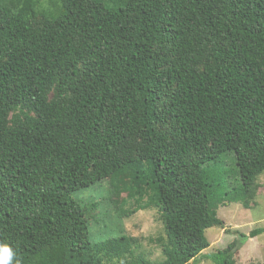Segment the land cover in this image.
I'll use <instances>...</instances> for the list:
<instances>
[{
	"label": "trees",
	"instance_id": "1",
	"mask_svg": "<svg viewBox=\"0 0 264 264\" xmlns=\"http://www.w3.org/2000/svg\"><path fill=\"white\" fill-rule=\"evenodd\" d=\"M263 172L264 0H0V242L19 264H188ZM109 207L155 208L164 259L91 238Z\"/></svg>",
	"mask_w": 264,
	"mask_h": 264
},
{
	"label": "rangeland",
	"instance_id": "2",
	"mask_svg": "<svg viewBox=\"0 0 264 264\" xmlns=\"http://www.w3.org/2000/svg\"><path fill=\"white\" fill-rule=\"evenodd\" d=\"M46 7L47 3L43 8ZM225 161V167L216 168L213 172L230 186V189H233V186L241 183V179L235 176L236 166L232 163L231 155H227ZM258 181L260 183L259 192L251 204L246 205L237 198L219 204L217 214L223 220V225L213 226L206 230L208 248L188 264H216L212 256L232 243H236L231 258L232 264H264V233L251 237L254 229L264 227V172L259 176ZM108 187L109 183L105 181L97 187V191L103 192ZM91 191V189L81 190L73 197L86 202L92 198V195H95V198L100 200L102 194H92ZM123 196L125 194L120 197ZM120 197L118 199L121 201ZM108 209L107 211L99 210L102 211L98 218L99 224L92 220L91 238L104 240L120 235L135 236L142 242V246L137 249L136 253L143 254L153 262L164 259L162 246L150 241L163 234V226L155 208L140 210L130 217L121 216L114 208L109 207ZM103 264H122V261L103 255Z\"/></svg>",
	"mask_w": 264,
	"mask_h": 264
},
{
	"label": "clouds",
	"instance_id": "3",
	"mask_svg": "<svg viewBox=\"0 0 264 264\" xmlns=\"http://www.w3.org/2000/svg\"><path fill=\"white\" fill-rule=\"evenodd\" d=\"M19 264L16 253L10 244L0 242V264Z\"/></svg>",
	"mask_w": 264,
	"mask_h": 264
}]
</instances>
